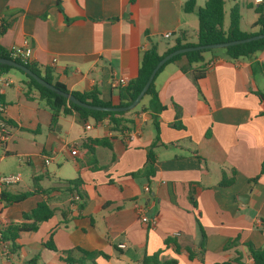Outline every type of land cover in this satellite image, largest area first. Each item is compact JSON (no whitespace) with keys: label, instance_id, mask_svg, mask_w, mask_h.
Here are the masks:
<instances>
[{"label":"crops","instance_id":"crops-1","mask_svg":"<svg viewBox=\"0 0 264 264\" xmlns=\"http://www.w3.org/2000/svg\"><path fill=\"white\" fill-rule=\"evenodd\" d=\"M232 1L240 10V1ZM184 2L0 0V22L9 24L0 35V45L8 49L27 40L32 61L49 68L68 90L97 87L103 101L115 104L120 88L115 81L123 77L129 82L136 76L142 50L157 43L162 53L165 41H172L180 30L188 41H196L197 14L185 12ZM253 3L242 6L253 11L258 5L264 7V0ZM196 7H201L198 0ZM255 14L248 27L239 21L241 30H249ZM166 32L171 36L164 38ZM203 62L207 67L198 80L199 90L191 74L181 70L186 66L184 57L155 76L165 109L158 114L160 141L150 175L136 173L144 166L155 136L147 112L133 116L131 129L138 134L130 142L123 139L122 131H111L107 120L82 122L74 113L59 116L51 127V112L36 91L31 98L24 95V78L15 70L1 75L7 138L0 146V161L13 166L0 167V174L27 173L32 183L29 186L21 177L23 189L14 187L20 182L0 188L31 192L18 203L0 202V225L19 220L39 201L45 200L54 210L36 231L19 234L16 249L11 251L9 241L0 242L7 248L2 251L4 264H12L14 258L25 264L28 256L31 264H67L60 252L70 250L78 258L77 247L108 255L95 257V264H137L145 253L155 252L178 264H214L237 254L242 264H252L244 244L264 245V173H260L264 115L257 95L264 94V49L234 60L225 51L204 53ZM175 121L179 127L172 126ZM102 137L111 148L95 147L91 155L85 142ZM223 172L226 178L233 177L228 186L219 184ZM78 176L85 193L81 208L64 189H51ZM142 215L156 218L155 224L142 222ZM197 219L205 234L202 260L188 253L199 251ZM50 234L58 252L43 245ZM232 240L236 244L226 247Z\"/></svg>","mask_w":264,"mask_h":264},{"label":"trees","instance_id":"trees-1","mask_svg":"<svg viewBox=\"0 0 264 264\" xmlns=\"http://www.w3.org/2000/svg\"><path fill=\"white\" fill-rule=\"evenodd\" d=\"M224 0H206L202 7H196V0H185L183 4V10L185 12H196L198 18V28L196 31V41H188L185 31L180 30L178 35L172 39V41H165V49L162 53L158 51V44L152 43L148 48L144 49L140 53L139 66L136 76L129 80V82L120 87L118 91V102L113 104L110 101H103L100 98V92L97 87H93L88 91H71L68 90L65 84L54 79V76L49 68H40L33 61L23 63L19 58H12L8 49L0 45V58L13 59L16 62L25 65L32 72L42 77L48 83L54 85L62 91L70 92L77 99L87 102L92 105L98 106H125L136 97L141 88L143 87L145 81L147 80L151 70L157 63V61L165 54L174 51L176 49L196 46V45H206L212 43H222L230 40H236L241 38H246L254 36L257 34L264 33V7L257 6L254 8V12L258 14L256 20L250 25L249 30L243 31L239 27L240 13L237 4H234L230 8L229 22L228 26L224 28ZM8 23L0 22V35H2L8 28ZM225 50L226 56L229 59H238L250 57L257 51L264 49V37L258 40H253L246 43L235 44L223 48ZM216 49H202L187 51L184 53H179L174 55L169 60H167L156 72L155 76L169 63L174 62L182 57L186 60V66L181 67V70L191 74V78L195 86L198 88V80L204 77L206 72L207 64L203 62V54L205 52L213 54ZM10 70H15L24 76V84L26 86V91L24 95L27 98H31L30 93L36 91L37 98L41 100L51 112L50 116V126L56 124L59 116H65L69 114H76L81 119L82 122H86L88 119H94L96 122L107 120L110 125L111 131H123L125 129H130L134 124V115L139 112H147L151 118L155 136L147 148L146 161L144 166L138 170L136 173L142 172L145 174H152L153 167L156 159L155 148L160 141L159 137V121L158 114L165 109V106L160 103L158 98L157 89L155 88L154 79L150 83L148 89L144 93V96L132 110L126 112H112V111H95L80 107L72 102L67 101L66 98L57 94L54 91L37 83L31 76L25 74L23 71L16 67L8 66L5 64H0V76L9 72ZM261 101L263 102L264 115V94L257 93ZM147 97L146 103H143V99ZM0 102H3V95L0 93ZM176 116H179L178 109L176 110ZM172 126L179 127L180 123L175 121ZM106 147L111 148V144L107 138H91L85 142V147L91 155H93L95 147ZM234 173V169H232ZM260 173H264V161L262 163ZM258 176L251 179L255 182ZM232 175L226 178L224 172L219 181L222 186H228L232 183ZM82 180L80 177H76L71 180H63L61 184L62 187L53 186L51 189H64L71 196V201L76 203L78 208H81L84 204L85 193L80 189ZM50 190V189H49ZM31 194L30 191H20L17 193H12L5 189H0V202L3 205H10L18 203L25 200ZM77 197L74 198V197ZM54 215V210L48 205V203L43 200L37 202L35 207L27 212H23L20 219L16 221H10L9 223L0 225V242L9 241L11 243V251L17 248L15 240L19 238L21 232L36 231L39 225ZM198 227L201 232V242L199 245V251L193 252L188 250L189 257L197 256L200 260L203 258V253L205 250V234L202 230L199 221L197 219ZM261 226L264 231V217L261 218ZM52 234L43 243V245L53 251L58 252L54 244H52ZM237 240L229 241L225 246L235 245ZM252 258V264H264V245L261 247H255L252 243L246 242L244 244ZM74 250L80 253V257L75 258L72 256V251H61L60 259L67 264H95V257L102 256L108 258V255L101 251H88L82 248H74ZM240 254L237 256L224 260L221 262H215L214 264H242L240 261ZM137 264H178L177 260L174 258L164 259L160 256V252H155L152 254L145 253Z\"/></svg>","mask_w":264,"mask_h":264},{"label":"water","instance_id":"water-1","mask_svg":"<svg viewBox=\"0 0 264 264\" xmlns=\"http://www.w3.org/2000/svg\"><path fill=\"white\" fill-rule=\"evenodd\" d=\"M264 37V33L262 34H257L254 36L246 37V38H241V39H236V40H230L227 42H222V43H212V44H206V45H196V46H188L180 49H176L174 51H171L165 55H163L155 64L153 69L151 70L147 80L145 81L143 87L139 91V93L136 95V97L131 101V103L125 105V106H98V105H92L87 102H83L79 99H77L73 94L70 92H65L60 90L59 88L55 87L54 85L48 83L45 81L42 77L38 76L34 72H32L28 67H26L23 64H20L16 62L13 59L9 58H0V64H5L8 66L16 67L23 71L25 74L31 76L37 83L40 85L48 88L51 91L56 92L57 94L63 96L64 98L67 99V101L72 102L80 107L90 109V110H95V111H112V112H126L129 110H132L136 107V105L139 103V101L142 99L144 96V93L148 89L150 83L152 82L156 72L159 70V68L171 57L174 55H177L179 53H184L187 51H193V50H202V49H217V48H225L231 45L235 44H241V43H246L250 42L253 40H258ZM246 195H241L240 198L245 197Z\"/></svg>","mask_w":264,"mask_h":264},{"label":"built area","instance_id":"built-area-1","mask_svg":"<svg viewBox=\"0 0 264 264\" xmlns=\"http://www.w3.org/2000/svg\"><path fill=\"white\" fill-rule=\"evenodd\" d=\"M255 3H260L262 0H254ZM170 32H166L164 34V38L170 37ZM8 51L12 58H19L23 63L31 62L32 61V48L30 43H28L27 40H25L21 45H12L8 48ZM56 59H53L55 61ZM3 82V79L0 76V84ZM4 83V82H3ZM127 79L126 78H119L115 81L116 86H124L126 85ZM7 84V83H6ZM85 129H89L90 125L88 123L84 124ZM138 134L137 129H125L122 131L123 139L126 142H130L133 140ZM7 138V120L5 117V104L3 102H0V146L3 145ZM45 163L49 162V158L47 157L44 160ZM21 181V176L19 174H0V188L17 184ZM147 189V188H146ZM74 198L77 199L75 196ZM142 222H149L151 225H154L156 222V218L148 219L146 216H141ZM178 233H175L177 235ZM119 247H124L123 244H120Z\"/></svg>","mask_w":264,"mask_h":264},{"label":"rangeland","instance_id":"rangeland-1","mask_svg":"<svg viewBox=\"0 0 264 264\" xmlns=\"http://www.w3.org/2000/svg\"><path fill=\"white\" fill-rule=\"evenodd\" d=\"M205 1L206 0H198V4L202 7L204 5ZM239 1H240V10L239 11H240V15H241L240 21H241L242 27L245 28V27H248V24L255 18L256 14L254 13L252 8H246V7L242 6V4L244 5L245 2H247V1H251L253 3V0H239ZM232 4H233L232 0H225V5H224L225 21H224V25H226L228 23L229 11H230V8H231ZM253 5H255V3H253ZM224 51L225 50L223 48H218L214 52H224ZM205 54H208V53L205 52ZM15 72L20 74L24 78V76L21 73H19L18 71H15ZM145 99L146 98H144L143 101H145ZM12 166L13 165L11 163H9V162H5L4 163V162L0 161V167L1 168H9V167H12ZM27 175H28L27 173L22 174L21 175L22 180L24 182L28 183L29 186H31L32 182L30 181V178ZM14 187L17 188V189H23V182H20L18 184V186H14ZM2 251L6 252L7 248L6 247L3 248L0 245V264H4V262L7 261L6 256L2 254ZM25 261L27 262L25 264H31L29 256L25 259ZM12 264H23V263L21 261H19L17 258H14L12 260Z\"/></svg>","mask_w":264,"mask_h":264}]
</instances>
